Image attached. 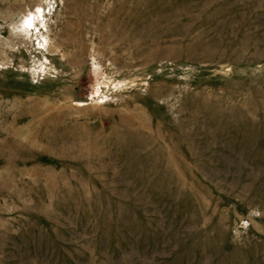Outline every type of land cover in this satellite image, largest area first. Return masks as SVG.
Segmentation results:
<instances>
[{
  "label": "rangeland",
  "instance_id": "374dc122",
  "mask_svg": "<svg viewBox=\"0 0 264 264\" xmlns=\"http://www.w3.org/2000/svg\"><path fill=\"white\" fill-rule=\"evenodd\" d=\"M0 264H264V0H0Z\"/></svg>",
  "mask_w": 264,
  "mask_h": 264
}]
</instances>
